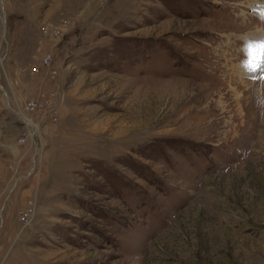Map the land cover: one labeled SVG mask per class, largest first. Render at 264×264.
<instances>
[{
    "label": "rangeland",
    "instance_id": "rangeland-1",
    "mask_svg": "<svg viewBox=\"0 0 264 264\" xmlns=\"http://www.w3.org/2000/svg\"><path fill=\"white\" fill-rule=\"evenodd\" d=\"M263 30L264 0H0V264H264Z\"/></svg>",
    "mask_w": 264,
    "mask_h": 264
},
{
    "label": "bare ground",
    "instance_id": "bare-ground-1",
    "mask_svg": "<svg viewBox=\"0 0 264 264\" xmlns=\"http://www.w3.org/2000/svg\"><path fill=\"white\" fill-rule=\"evenodd\" d=\"M250 5V4H249ZM252 5H253V3H252ZM253 7L255 8V7H257V6H254L253 5ZM257 35V34H256ZM260 43H264V30H263V32H262V35H261V38H260Z\"/></svg>",
    "mask_w": 264,
    "mask_h": 264
}]
</instances>
